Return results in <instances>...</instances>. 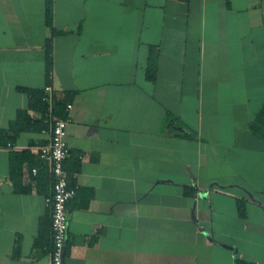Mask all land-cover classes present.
I'll return each instance as SVG.
<instances>
[{
	"label": "crops",
	"instance_id": "0c3cea01",
	"mask_svg": "<svg viewBox=\"0 0 264 264\" xmlns=\"http://www.w3.org/2000/svg\"><path fill=\"white\" fill-rule=\"evenodd\" d=\"M44 3L0 0V264H49L46 85L63 264H264V0H53L57 35Z\"/></svg>",
	"mask_w": 264,
	"mask_h": 264
},
{
	"label": "built area",
	"instance_id": "2783aa9c",
	"mask_svg": "<svg viewBox=\"0 0 264 264\" xmlns=\"http://www.w3.org/2000/svg\"><path fill=\"white\" fill-rule=\"evenodd\" d=\"M40 101L44 105L43 114L39 116L32 114L30 118L42 121L48 126L43 131L49 135V142L40 147L39 153L40 157L49 164L53 176L51 192L44 200L51 216L52 240L49 264H63L64 248L68 239L66 204L75 194V190L68 185L69 173L64 165L69 153L66 141L68 119L55 115L56 99L51 86L46 85L43 88ZM71 107V104H66L65 110L69 111Z\"/></svg>",
	"mask_w": 264,
	"mask_h": 264
},
{
	"label": "trees",
	"instance_id": "16d2710c",
	"mask_svg": "<svg viewBox=\"0 0 264 264\" xmlns=\"http://www.w3.org/2000/svg\"><path fill=\"white\" fill-rule=\"evenodd\" d=\"M182 1H188V0H182ZM44 15H45V23L50 28L51 35H57V34L61 33L60 31L56 30L54 28V26H53V0H45V3H44ZM46 48H47V51H46V53H47V65H49L50 59H51V53H52L50 40L47 42ZM152 48L153 47H151L150 49H152ZM149 54L150 55H149V65L147 67V77L152 78L155 75V65H156V63L153 60V55H154L153 51H151ZM40 97L41 96H39V100H40ZM54 113L58 117H63L61 115V111L59 109V105L58 104H56V107L54 109ZM20 117H21V119L19 118L18 120H22L23 118L25 119L24 113H21ZM0 135H2V132L0 133ZM68 173H69V171H68ZM236 264H247V263L237 262Z\"/></svg>",
	"mask_w": 264,
	"mask_h": 264
}]
</instances>
